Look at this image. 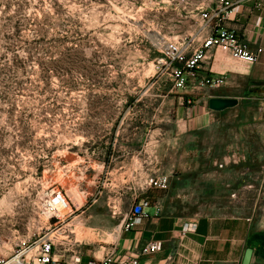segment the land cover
I'll use <instances>...</instances> for the list:
<instances>
[{
	"label": "rangeland",
	"instance_id": "1",
	"mask_svg": "<svg viewBox=\"0 0 264 264\" xmlns=\"http://www.w3.org/2000/svg\"><path fill=\"white\" fill-rule=\"evenodd\" d=\"M212 1L0 0L1 257L14 253L20 239L42 233L49 223L47 201L57 189L75 210L69 217L73 249L86 262L103 256L132 206L91 200L101 191L92 182L91 152L104 147L119 103L142 102L150 160L160 149L169 156L163 166L175 165L168 140L180 132L178 91H170L156 65L158 38L193 30ZM231 138L218 132L212 150L240 154ZM208 147L200 148L202 171L188 174L198 188L196 215H241L264 229V159L239 161L261 166L254 171L237 170L232 162L226 172L214 171ZM156 165L150 161L149 167Z\"/></svg>",
	"mask_w": 264,
	"mask_h": 264
},
{
	"label": "crops",
	"instance_id": "2",
	"mask_svg": "<svg viewBox=\"0 0 264 264\" xmlns=\"http://www.w3.org/2000/svg\"><path fill=\"white\" fill-rule=\"evenodd\" d=\"M232 2L228 28L250 50L261 51L253 66L244 73H227L225 82L218 88L177 90L176 125L180 132L172 142L168 140L172 143L168 151L177 158L175 165L163 166V161L169 158L165 150L154 149L150 160L149 116L142 102L119 103L114 118L110 119L113 123L104 147L91 152L92 182L101 188L99 196L91 198L93 202L116 205L125 200L133 206L140 199L148 198L151 204L130 229L115 228L118 234L112 243L116 245V261L126 253L137 254L148 242L158 241L161 249L151 255H141L140 264H241L248 247L253 250L250 264H264V229L254 228L241 215L210 212L197 216L198 188L193 182L195 179L188 176L202 171L198 165L202 143L211 145L204 153L210 156V168L214 171L226 172L230 162L236 163L237 166L231 167L237 170L254 171L261 166L239 164V161L264 159V0ZM186 95L193 99L189 105L184 104ZM210 97L236 98L238 104L217 111L209 107ZM220 131L232 136L234 143L230 146L234 144L240 154L235 151L219 154L212 150ZM203 136L210 140L205 142ZM150 161L156 167L150 169ZM174 170L175 180L170 178L167 189L143 188L142 183L149 175H172ZM186 224H192L195 229L182 233Z\"/></svg>",
	"mask_w": 264,
	"mask_h": 264
},
{
	"label": "built area",
	"instance_id": "3",
	"mask_svg": "<svg viewBox=\"0 0 264 264\" xmlns=\"http://www.w3.org/2000/svg\"><path fill=\"white\" fill-rule=\"evenodd\" d=\"M232 6V0H213L211 6L200 10V23L193 30L175 39L162 37L159 40L161 58L156 61V65L166 74L170 91L188 87L193 91L218 88L225 82L227 73H244L255 64L261 50H250L228 28ZM170 178L168 174L149 175L142 185L146 190L167 189ZM50 196L47 201L49 223L44 226L42 233L34 240L30 237L20 239L14 253L7 257L0 256V264H140L141 255L154 254L162 247L161 242H148L137 254L126 253L116 261V245L112 243L101 258L83 261L82 255L73 249L77 240L73 238L69 217L75 210L62 190H52ZM150 205L148 198L136 202L119 224L118 230H128L138 223ZM194 229L192 224H186L182 233Z\"/></svg>",
	"mask_w": 264,
	"mask_h": 264
},
{
	"label": "water",
	"instance_id": "4",
	"mask_svg": "<svg viewBox=\"0 0 264 264\" xmlns=\"http://www.w3.org/2000/svg\"><path fill=\"white\" fill-rule=\"evenodd\" d=\"M238 104L236 98H225V97H210L208 99V105L211 109L221 111L227 108L234 107ZM252 248H246L241 264H250L252 261Z\"/></svg>",
	"mask_w": 264,
	"mask_h": 264
},
{
	"label": "trees",
	"instance_id": "5",
	"mask_svg": "<svg viewBox=\"0 0 264 264\" xmlns=\"http://www.w3.org/2000/svg\"><path fill=\"white\" fill-rule=\"evenodd\" d=\"M184 104L189 105L188 103H192L193 99L190 96H184ZM190 101V102H189Z\"/></svg>",
	"mask_w": 264,
	"mask_h": 264
},
{
	"label": "bare ground",
	"instance_id": "6",
	"mask_svg": "<svg viewBox=\"0 0 264 264\" xmlns=\"http://www.w3.org/2000/svg\"><path fill=\"white\" fill-rule=\"evenodd\" d=\"M161 38H158V40H160Z\"/></svg>",
	"mask_w": 264,
	"mask_h": 264
}]
</instances>
